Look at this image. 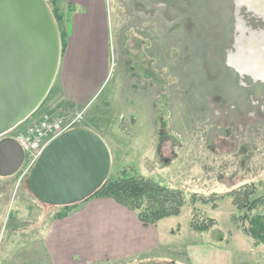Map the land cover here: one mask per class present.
I'll use <instances>...</instances> for the list:
<instances>
[{
  "label": "rangeland",
  "instance_id": "374dc122",
  "mask_svg": "<svg viewBox=\"0 0 264 264\" xmlns=\"http://www.w3.org/2000/svg\"><path fill=\"white\" fill-rule=\"evenodd\" d=\"M45 1L51 11V0ZM56 4L63 52L32 118L84 111L79 128L94 132L109 150L108 179L127 171L184 195L180 214L157 224L177 259L135 264H180L192 244L216 248L199 259L204 264H222L225 256L226 263L264 264V245L243 232V211L230 198L215 207L190 203L193 194L221 196L244 185L254 188L252 199L264 198V0H105L104 39L100 31L87 59L66 68L74 5ZM28 176L20 169L0 178V258L17 248L16 262L24 261L18 253L41 250L29 241L44 211L50 219L62 212L33 199ZM263 213L259 205L252 214ZM209 219L214 225L208 231L192 230V223Z\"/></svg>",
  "mask_w": 264,
  "mask_h": 264
},
{
  "label": "water",
  "instance_id": "95a60500",
  "mask_svg": "<svg viewBox=\"0 0 264 264\" xmlns=\"http://www.w3.org/2000/svg\"><path fill=\"white\" fill-rule=\"evenodd\" d=\"M58 28L45 0H0V177L17 173L23 153L3 138L48 95L59 65ZM111 157L87 128L50 142L31 169L27 188L41 204L65 207L89 198L107 179Z\"/></svg>",
  "mask_w": 264,
  "mask_h": 264
},
{
  "label": "crops",
  "instance_id": "0c3cea01",
  "mask_svg": "<svg viewBox=\"0 0 264 264\" xmlns=\"http://www.w3.org/2000/svg\"><path fill=\"white\" fill-rule=\"evenodd\" d=\"M70 2L74 5V10L70 14L71 35L67 36L65 68L66 64L86 60L92 49L99 45V32H102L101 37L104 39L105 30L109 25L105 0ZM101 49L106 55L107 48L104 43ZM2 207L5 208V205ZM44 214L49 215L47 210ZM48 215L38 223L40 226L37 234L29 241L38 243L41 248L39 253H18L24 256V261L16 262L17 248H8L4 257L0 258V264H98L106 261L135 264L154 260L173 262L177 259L175 255L170 254L173 246L170 247L161 240L158 223L155 226H142L135 213L111 199H90L79 204L63 219H50L47 218ZM1 217L0 212V220ZM22 230L27 232V229ZM15 232L12 229L8 237H13ZM29 242L25 243V246ZM192 245L187 248L185 260L180 261V264H204L199 259L216 251L212 245ZM178 260L182 259L178 257ZM222 264L233 262L226 263L225 256Z\"/></svg>",
  "mask_w": 264,
  "mask_h": 264
},
{
  "label": "trees",
  "instance_id": "16d2710c",
  "mask_svg": "<svg viewBox=\"0 0 264 264\" xmlns=\"http://www.w3.org/2000/svg\"><path fill=\"white\" fill-rule=\"evenodd\" d=\"M49 8V2L46 1ZM54 22L58 28L63 23V15L57 7L56 0H51ZM70 10V12H72ZM65 34L60 33L61 52H63V40ZM254 188L251 185H244L224 195H211L209 197L191 195L192 205L200 202L203 205L215 207L216 201L230 198L232 205L239 211H243L240 218L243 232L253 239L255 245H264V213L253 215L252 213L259 205L264 206V198L252 199ZM111 199L116 204L136 214L138 221L144 227L155 226L161 220L176 217L180 214L185 204L183 192L166 186L158 185L150 180L137 177L127 171H122L115 179H107L89 198L80 203L61 207L62 212L55 215V219L65 218L79 204L90 199ZM244 222L247 227L244 228ZM214 225L209 219L201 225L192 223V230L206 232Z\"/></svg>",
  "mask_w": 264,
  "mask_h": 264
},
{
  "label": "built area",
  "instance_id": "2783aa9c",
  "mask_svg": "<svg viewBox=\"0 0 264 264\" xmlns=\"http://www.w3.org/2000/svg\"><path fill=\"white\" fill-rule=\"evenodd\" d=\"M84 111L70 116L42 114L37 119L29 118L20 125L21 130L9 138L23 153L22 174L30 173L44 148L62 134L79 127Z\"/></svg>",
  "mask_w": 264,
  "mask_h": 264
},
{
  "label": "flooded vegetation",
  "instance_id": "af4514ba",
  "mask_svg": "<svg viewBox=\"0 0 264 264\" xmlns=\"http://www.w3.org/2000/svg\"><path fill=\"white\" fill-rule=\"evenodd\" d=\"M20 168H21V167H20ZM19 170H20V169H19ZM19 170H18V171H19ZM18 171H17V172H18Z\"/></svg>",
  "mask_w": 264,
  "mask_h": 264
}]
</instances>
